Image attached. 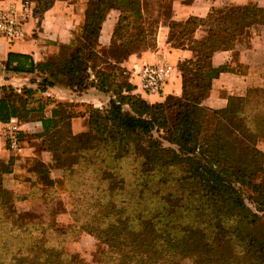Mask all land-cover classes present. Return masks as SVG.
Wrapping results in <instances>:
<instances>
[{
  "label": "trees",
  "instance_id": "obj_1",
  "mask_svg": "<svg viewBox=\"0 0 264 264\" xmlns=\"http://www.w3.org/2000/svg\"><path fill=\"white\" fill-rule=\"evenodd\" d=\"M52 1L43 6L47 8ZM111 10L118 12V18L103 55L99 35ZM157 26L158 21L146 17L141 0H86L74 40L61 46L58 55L35 62L29 55L7 54L4 71L35 75L29 84L36 88L0 85V123L12 118L39 122V133H20V139L34 140L37 154L50 153L52 167L61 170V175L51 179L48 167L34 158L30 165L35 175L26 179L29 193L10 191L7 195L3 179L11 172L14 158L0 161V208H6L15 222H24L21 235L30 241L24 255L18 249L0 264H87L76 253L45 247V225L31 214H16L11 206L15 202L28 207L51 203L59 179L69 182L70 176L95 164L94 191L98 193L81 229L103 245L96 250L97 264H183L185 260L264 264V153L256 147L264 140V89L248 90L243 97L228 96L221 109L203 105L212 81L220 73H234L228 64L213 67L212 55L234 50L239 43L250 46L253 33L264 26V8L232 5L212 10L205 18L170 21L175 33L169 42L191 51L192 57L177 65L181 95L148 103L133 94L135 87L121 64L131 54L155 48ZM199 27L205 35L197 40L194 34ZM54 86L77 93L92 87L109 99L101 108L90 106L87 129L73 134L72 104L59 102L45 116L50 100L39 93ZM131 154L142 161L137 178L140 196L127 203L133 208L129 220L126 206L111 199L124 189L119 163ZM142 201L149 205L138 208ZM53 231L65 235V229Z\"/></svg>",
  "mask_w": 264,
  "mask_h": 264
},
{
  "label": "crops",
  "instance_id": "obj_2",
  "mask_svg": "<svg viewBox=\"0 0 264 264\" xmlns=\"http://www.w3.org/2000/svg\"><path fill=\"white\" fill-rule=\"evenodd\" d=\"M19 0H0V6ZM29 5V12L23 22L24 36L22 39L9 43L0 38V85H11L14 88L23 86L36 88L30 85L31 78L35 75L14 74L4 71V61L9 52L29 55L35 62L43 58L58 55L61 46L70 45L77 34L83 21L86 8V0H53L45 8L43 3L47 0H24ZM255 4L264 8V0H170L169 16L167 20L159 19L155 33V48L143 51L139 54H131L121 64L129 74V83L135 89L133 94L139 95L148 103H158L167 96L181 95V75L178 70V63L192 57L191 51L182 48H175L169 42V37L175 33L169 22L183 23L191 17L205 18L212 10L223 9L232 5ZM18 7V5L16 4ZM118 12L111 10L105 18L99 35V44L103 50L110 45L112 31L117 22ZM205 35V29L199 27L194 38L199 40ZM251 45L246 46L239 43L234 50L215 52L211 57L213 67L229 65L234 73L224 72L212 81L209 96L203 101V105L211 109H221L226 105L228 96L243 97L251 87H264L259 82H264L261 71L264 70V63L260 62V55L264 54V26H260L253 33ZM237 54L236 60L233 59ZM166 63L170 66L171 72L159 94H146L139 88V81L136 75L137 69L142 64ZM40 97H49L50 104L45 109V116L50 115V110L59 102H66L73 105L74 117L70 120L71 132L79 134L87 129L86 109L90 106L101 108L106 106L109 95L100 93L95 88L77 93L62 86L48 88L46 92L39 93ZM21 133L33 135L41 131L39 122L21 123ZM4 123H0V161H7L14 158L11 172L4 176V187L13 192L29 193L25 186L26 179L32 178L35 173L30 163L38 158L42 164L48 167L51 179L60 177L61 170L52 167L51 155L48 152L36 153L32 139L22 140V150L14 153L6 149L4 136ZM264 153V142L260 144ZM57 197V194H55ZM56 200V198H55Z\"/></svg>",
  "mask_w": 264,
  "mask_h": 264
},
{
  "label": "rangeland",
  "instance_id": "obj_3",
  "mask_svg": "<svg viewBox=\"0 0 264 264\" xmlns=\"http://www.w3.org/2000/svg\"><path fill=\"white\" fill-rule=\"evenodd\" d=\"M141 2L144 13L149 21H159V19L167 20V17L169 16L170 0H141ZM106 53V50L102 52L103 55H106ZM258 58H260V62L264 63V54L260 55ZM260 75H263L264 77V70L261 71ZM259 83L260 85L264 84V82ZM261 88L264 89V87L257 86L251 87L249 90ZM154 136H156V134H154ZM262 142H264V140L260 139L256 143V147L259 150H261L259 146ZM162 143L165 147L169 146L165 141H162ZM141 161L142 159L140 157L131 154L126 156L119 163V168L118 164H115L117 165L116 168L120 169L118 174L124 182V189L121 186L122 191L120 196L111 199V201H116L115 204L121 206L122 208H125L126 206V214L128 215L129 220L133 216V208L131 209L127 203L130 198L133 199L134 196H140V188L137 187V178L139 177L140 173L139 165ZM106 163H111V161H106ZM110 165H113V162ZM108 167L112 168L109 165ZM97 168L98 164L92 165L90 169L82 168L81 173L78 172L73 176H70L69 182H63L61 180L62 178L59 179L61 183L56 186L55 190L57 197H54V201L47 205L46 202H43L42 205L36 203L34 207H28L24 202H15L11 206L16 214H31L37 217L39 221L45 225V231L42 236L43 240L45 241V247H61L68 253H76L87 264H97L96 250L98 246L103 248V245H100L95 238L81 229L82 224H85L84 219H87L85 214H88L90 209L94 206L93 201L96 198V194L98 193L94 191L98 182V176L95 174V169ZM176 170L179 171L177 168ZM134 180H137V182ZM134 183L136 184V188L134 187ZM130 184H132V186L128 188ZM3 188L5 193L9 195L10 190L4 186ZM162 190L163 189L161 186L157 192L161 193ZM107 201L109 202L110 200ZM121 202L125 204L121 205ZM142 205H149V203L147 201H142L138 203V208H140ZM10 211L12 210L10 209ZM91 214L92 213H90V215ZM11 217L12 215L8 214V210L6 208H0V263L8 262L9 259L16 254L18 249H20V253L24 255V248L30 243L27 237L21 235L22 225L24 222L19 220L15 222L14 217ZM90 223H92V221ZM106 223L107 221L101 223L99 227L103 228V224ZM93 225H97V223L94 222ZM15 227H19L20 231L18 232ZM55 227L65 229V235L55 233L53 231ZM25 228L26 225L24 226V229ZM36 236L37 235H35V237ZM183 264L196 263H193L190 260H185Z\"/></svg>",
  "mask_w": 264,
  "mask_h": 264
},
{
  "label": "built area",
  "instance_id": "obj_4",
  "mask_svg": "<svg viewBox=\"0 0 264 264\" xmlns=\"http://www.w3.org/2000/svg\"><path fill=\"white\" fill-rule=\"evenodd\" d=\"M28 12L29 5L24 0L0 6V38L7 40L9 43L22 39L24 36L22 26ZM170 72L171 68L166 63L142 64L136 71L139 81L138 88L146 94H159ZM20 133V125L16 119L12 118L5 123L4 136L9 151L21 152L22 140L20 139Z\"/></svg>",
  "mask_w": 264,
  "mask_h": 264
}]
</instances>
